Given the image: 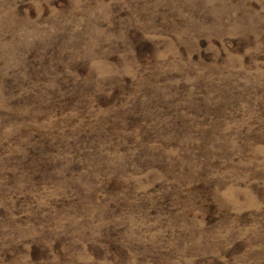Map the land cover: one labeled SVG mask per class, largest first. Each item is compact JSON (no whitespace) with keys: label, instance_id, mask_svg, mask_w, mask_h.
<instances>
[{"label":"rangeland","instance_id":"374dc122","mask_svg":"<svg viewBox=\"0 0 264 264\" xmlns=\"http://www.w3.org/2000/svg\"><path fill=\"white\" fill-rule=\"evenodd\" d=\"M0 264H264V0H0Z\"/></svg>","mask_w":264,"mask_h":264}]
</instances>
